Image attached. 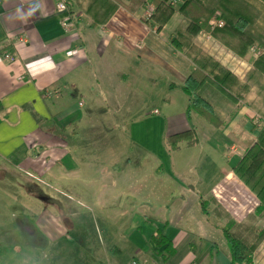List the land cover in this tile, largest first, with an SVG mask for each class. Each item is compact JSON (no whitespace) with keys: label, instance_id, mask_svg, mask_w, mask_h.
<instances>
[{"label":"crops","instance_id":"1","mask_svg":"<svg viewBox=\"0 0 264 264\" xmlns=\"http://www.w3.org/2000/svg\"><path fill=\"white\" fill-rule=\"evenodd\" d=\"M125 3V0H70L67 13L73 27L65 31L61 21L66 14L55 10L53 0H41L40 10L26 25L18 21L10 22L7 14L21 5L27 9L29 0H0V47L10 44L8 53L15 58L14 62H8L2 59L0 54V159L2 162L10 161L13 171L32 169L41 178L46 171H53V179L56 175L58 178V181L54 180L56 187L73 197L77 195L76 190L71 189L74 187L73 183H80L83 188L95 186L94 196H103L106 189H113L115 184L119 186V165L113 163L108 166L109 163L103 167L98 159L109 151L115 154L114 149H99L92 142L98 138L104 139L108 135L107 128L101 132L93 127L89 130L91 133L85 135H79L77 131L70 129L72 125L77 124L81 116L80 106H77L80 100L77 102V99L74 106L71 104L76 99L77 87L87 85L92 79L96 80L95 83L99 82L95 70L97 67H106L100 63L117 60L133 64L135 59L153 63L164 70L166 79L169 80L167 85L173 87L168 88V91L173 96L181 92L179 87L197 65L203 67L205 74L216 73L217 71H213L216 68L214 63L231 77L223 87V91L229 95L222 94V90L215 88L211 82H208L198 95L213 107L215 114L225 124L226 120L221 118L218 112L224 103L237 105L243 102L249 107L259 103L264 107V83H259L261 79H253V62L259 55L264 56L262 2L255 1L254 10L246 17L248 23H254L250 36L254 35L257 40L247 48L244 56L234 52L232 48L236 47L237 42L228 34H198L192 37L185 33V21L182 19L183 21H179L180 28L175 25L174 29L172 27L170 33L165 35V27L175 19L176 24L179 14L175 13L159 31H156V22H144V9H137L130 14L123 8ZM213 4L209 3L208 6ZM172 36L177 37L175 44L171 43ZM175 45H178L177 49ZM70 51L77 52L68 54ZM131 71L133 74L137 73V70ZM105 73L107 74V70ZM111 73L115 78L117 74L124 77L122 71L112 70ZM147 76L150 81L153 79L151 73ZM123 84L116 85L103 95L106 118H114L119 114V108L124 105V101L135 99V91L130 87L121 86ZM46 90L51 91L49 96L43 95ZM254 90L256 94L252 93ZM203 92L208 94L204 96ZM183 96L186 98L187 108L188 99L186 95ZM184 97L182 99L179 96L182 103ZM213 97L214 100L211 101ZM167 103L170 104V97ZM113 104L116 107L114 111L111 109ZM243 112L247 115L248 110ZM180 116L185 117V111ZM114 120L115 118L109 120L110 125L116 124ZM172 122L173 119L170 124ZM166 124L167 117H144L141 121H131V130L128 131L130 140L145 149L139 147L142 151L148 154L153 152L150 154L154 156V162H159L161 169L162 159L166 158L167 152L162 146V139L176 133L167 132ZM146 127L151 128L148 133L144 130ZM231 128L233 129L232 125ZM110 129L113 127L108 128ZM79 139L83 141L80 142ZM94 148L97 151H94ZM32 153L36 154L35 159ZM76 161L84 164L92 162L95 166L92 173L95 176L86 177L85 181L79 180L77 175H73L78 170ZM0 164L1 168L4 166L6 171L12 172L7 164ZM168 175L172 178L171 174ZM173 184L175 187L179 186L175 182ZM180 186L181 191H177L179 199L175 201L162 199L158 202L148 199L157 212L129 216V208H125L124 204L120 207L117 205L121 200L119 195L115 196V204L111 199H105L104 205L101 204L98 209L101 212L106 211L101 225H107L104 221L107 219L128 222H125V225L122 223L121 226L119 223L107 226L102 234L98 231L106 238V252L112 253L106 261L100 258L101 263L229 264L227 244L226 247H220L215 242V238L222 234L221 229L228 219L215 213L212 218L207 209L204 213L201 206L205 205L206 199L193 192L194 185L190 186L191 190L184 183ZM57 195L68 199L60 192ZM163 208L169 209L168 213H165ZM92 209L94 208H87L86 211L94 214L95 209L94 212ZM112 212L116 214L113 215ZM51 218L56 220L55 224L52 223L53 229L44 226L43 231L49 238L55 235L51 241L66 238L70 232L79 237L85 235V231L78 228L81 220L70 211H62L59 216ZM65 219L73 225L70 232L65 231L66 234L62 230H66ZM221 220L224 225L215 223ZM157 232L171 243L174 249L171 256H165L163 246L157 248L153 244L151 238ZM114 237L116 245L113 243ZM118 237L120 241L117 240ZM78 241L81 244L85 242L82 239ZM86 241L90 243L89 239ZM110 247L112 249H109ZM87 250L91 252L92 249ZM126 250L128 255L124 257ZM251 264H264V239L255 249Z\"/></svg>","mask_w":264,"mask_h":264},{"label":"rangeland","instance_id":"2","mask_svg":"<svg viewBox=\"0 0 264 264\" xmlns=\"http://www.w3.org/2000/svg\"><path fill=\"white\" fill-rule=\"evenodd\" d=\"M174 21L165 27V35H168L175 25L180 28L179 21L183 20L180 16L179 23L174 24ZM100 64L106 67H97L95 70L99 82L96 84V80L92 79L87 85L77 87L76 99L71 104L74 106L80 100L77 106H80L81 116L77 124L72 125L70 129L77 131L79 135H85L93 127H95L94 130L101 132L107 128L108 135L104 139L98 138L92 142L99 149L110 147L114 149L117 155L109 151L98 159L103 167L109 163L108 166L113 163L119 165V186L115 184L113 189H106L103 196H94L95 186L83 188L80 183H73L74 187L71 189L76 190L75 197H78L75 198L56 187L54 180L58 181V178L56 175L53 179V171L49 173L46 171L44 177L41 178L32 169L13 171L10 161L2 162L0 159V163L7 164L8 169L12 170V172L8 169L6 171L5 167L1 168L0 164V264H102L100 258L106 261L109 259L108 255L112 253L106 252V238L98 231L100 230L102 234L107 226L118 225V223L121 226L122 223L125 225V222H128V220L109 221L107 219L104 220L107 225H101L106 211L101 212L98 209L101 204L104 205L105 199H111L115 204V196L119 195L121 200L117 205L120 207L124 204L125 208H129L128 212L131 213L129 216L155 212L157 209H154V205L148 199L158 202L162 199L175 201L179 199L177 191H181L180 184L182 183L188 186L189 190H191L190 186L194 185L195 191L193 192L206 199L207 213L212 218L215 212L222 215L227 213L236 223L242 226L249 224L246 216L257 205V200L249 189L232 174L231 169L243 151L255 140L256 125L264 120V107L259 103L251 107L245 106L243 102L237 105L224 103L218 112L221 118L226 120V124L215 128L194 111H190V120L180 116L186 110V98L182 92L173 96L168 91L169 80L166 79L164 70L159 66L136 59L133 64L117 60ZM112 70L122 71L124 77L117 74L115 78L111 73ZM131 70H137V73L133 74ZM148 73L153 76L151 81L148 79ZM260 79L259 83H264V80ZM120 83H124L121 86L130 87L135 91V99L130 102L124 101V105L119 108V114L114 117L113 122L116 121V124L110 125L109 120L114 118H106L104 114L106 106H103L102 97L109 89ZM252 93L256 94V91ZM207 94L203 92L204 96ZM177 95L182 99L184 97L183 103ZM169 97L170 104L167 103ZM213 100L214 97L211 98V101ZM111 109L116 110L114 104ZM245 109L248 110L247 115L243 112ZM144 117L152 119L167 117V132L177 133L193 129L197 141L192 145L179 142L177 149L167 150L166 158L162 159L161 169L159 162L157 160L154 162V156L151 155L153 152L148 154L142 151L145 149L139 146L141 150L128 136V131L131 130L130 122L141 121ZM172 119L174 122L170 124ZM109 127L113 129L108 130ZM150 129L146 127L144 130L148 133ZM162 140L164 142L165 136ZM79 141L83 140L79 139ZM162 146L165 150L163 143ZM93 150L97 151L95 148ZM35 155H32L33 159ZM75 163L78 170L73 175H77L79 180L85 181L86 177L95 176L92 173L95 167L92 162L84 164L76 161ZM168 174H171L172 178ZM227 174H230V179H226ZM173 182L179 186L175 187ZM59 192L68 199L59 197L57 195ZM162 194H164L163 197ZM92 207L95 209V212L92 209L94 214L86 211L87 208ZM163 209L165 213H168L169 209ZM62 211L66 213L70 211L73 216L81 220L78 228L85 231V235L79 237L74 232H70L73 225L67 219L64 221L66 230L62 229L64 233L70 230L66 238L62 237L63 239L53 242L50 239L55 236L54 234L49 238L43 233L44 226L53 229L52 223L55 224L56 220L51 217L59 216ZM215 223L224 225L222 220L215 221ZM257 227L263 228L264 220L258 222ZM80 239L85 241V244L79 243ZM88 239L90 243L86 241ZM115 240L114 237L113 243L116 245ZM117 240L120 241V237ZM215 242L220 247H226V241L221 233L219 238H215ZM87 248L92 249L91 252ZM127 255L126 250L124 257Z\"/></svg>","mask_w":264,"mask_h":264},{"label":"trees","instance_id":"3","mask_svg":"<svg viewBox=\"0 0 264 264\" xmlns=\"http://www.w3.org/2000/svg\"><path fill=\"white\" fill-rule=\"evenodd\" d=\"M170 1H173V5L169 3ZM255 1L257 0H125L126 3L123 8L132 14L137 9L145 10L151 5L153 9L150 17L143 18V20L144 22H156L158 25L156 31H159L177 13L185 21L184 31L187 35L194 37L198 34L211 36L217 33L228 34L237 42L236 47L232 48L234 52L239 56H244L247 48L257 40L254 35L250 36L254 23H248L246 19L247 15L254 10ZM259 1L264 4V0ZM209 3L214 4L208 6ZM250 7L251 10L249 11ZM251 16L253 15L251 14ZM212 17L220 21L222 27L211 29L209 22ZM176 40L177 37L172 36L171 43L175 44ZM8 46L10 47V44L0 47L1 55L8 53ZM175 48L177 49L178 45H175ZM213 66L216 67L213 71L217 72L205 74L203 67L197 65L179 89L188 99L185 110V117L188 120L190 111H194L215 128H220L225 125V122L215 114L213 107L198 95L208 82H211L215 88L222 90V94L229 95L223 91V87L226 82L230 81V75L216 64L213 63ZM210 68L213 69L211 65ZM253 69L255 72L254 80L264 78L263 55H259L253 62ZM169 88L172 89L173 87ZM256 126L255 140L243 151L231 172L254 195L257 205L246 216L249 224H244V226L236 223L229 214H221L223 218L228 219L221 231L229 250V264H251L252 254L264 238V227H257V223L264 220V120ZM196 141L194 130L188 129L165 136L163 144L166 150L174 151L179 142L192 145ZM206 206L207 201L205 205L202 204L201 206L204 213H206ZM215 214L220 215L217 212ZM151 239L157 248L163 246L162 251L165 256H171L174 253L171 243L160 232H157Z\"/></svg>","mask_w":264,"mask_h":264},{"label":"built area","instance_id":"4","mask_svg":"<svg viewBox=\"0 0 264 264\" xmlns=\"http://www.w3.org/2000/svg\"><path fill=\"white\" fill-rule=\"evenodd\" d=\"M53 1H54L55 10L57 12H59V13L66 14L63 17V19L61 21V24H62V27L65 29V31H69L73 27L72 20H71V18L69 17V15L67 13L68 3H69L70 0H53ZM169 3L173 5V1H170ZM152 9H153L152 6L149 5L144 10V14H145L143 16L144 19H147V18L150 17ZM209 24L211 25V29L222 27V23L220 21L216 20L214 17L211 18ZM76 52L77 51H70L68 54H75ZM1 57H2V59L6 60L8 62H14L15 61V58L12 57L9 53H3L1 55ZM49 94H51L50 90H46L43 93L44 96H49Z\"/></svg>","mask_w":264,"mask_h":264},{"label":"clouds","instance_id":"5","mask_svg":"<svg viewBox=\"0 0 264 264\" xmlns=\"http://www.w3.org/2000/svg\"><path fill=\"white\" fill-rule=\"evenodd\" d=\"M62 7V6H61ZM41 8V0H29V6L24 9L23 5L16 7L14 11H10L8 19L10 22H19L20 24L26 25L30 19H32L37 11Z\"/></svg>","mask_w":264,"mask_h":264},{"label":"bare ground","instance_id":"6","mask_svg":"<svg viewBox=\"0 0 264 264\" xmlns=\"http://www.w3.org/2000/svg\"><path fill=\"white\" fill-rule=\"evenodd\" d=\"M226 179H230V174H227Z\"/></svg>","mask_w":264,"mask_h":264}]
</instances>
